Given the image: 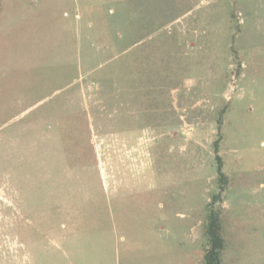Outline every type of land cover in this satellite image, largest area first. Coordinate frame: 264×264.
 <instances>
[{"label":"rangeland","instance_id":"374dc122","mask_svg":"<svg viewBox=\"0 0 264 264\" xmlns=\"http://www.w3.org/2000/svg\"><path fill=\"white\" fill-rule=\"evenodd\" d=\"M0 7V264H264V0Z\"/></svg>","mask_w":264,"mask_h":264},{"label":"trees","instance_id":"16d2710c","mask_svg":"<svg viewBox=\"0 0 264 264\" xmlns=\"http://www.w3.org/2000/svg\"><path fill=\"white\" fill-rule=\"evenodd\" d=\"M215 145L219 164L220 184L221 187L224 188L228 184V177L224 172V162L219 154V140L216 141ZM219 195H221V193ZM217 197L221 198V196H215L213 199L214 202ZM214 202H211V204ZM206 233L209 237V243L205 249L203 264H223V253L226 244L223 235V219L221 210H217L213 206L210 207L207 216Z\"/></svg>","mask_w":264,"mask_h":264},{"label":"crops","instance_id":"0c3cea01","mask_svg":"<svg viewBox=\"0 0 264 264\" xmlns=\"http://www.w3.org/2000/svg\"><path fill=\"white\" fill-rule=\"evenodd\" d=\"M126 141V140H125ZM124 144H126V142L124 143ZM144 144H140L139 142H138V144L137 145H126L125 147L128 149V148H131L132 149V151L130 150V151H128L129 153H124L125 155H127V156H129V155H131V156H135V154L137 153V152H139V147H141V146H143Z\"/></svg>","mask_w":264,"mask_h":264}]
</instances>
